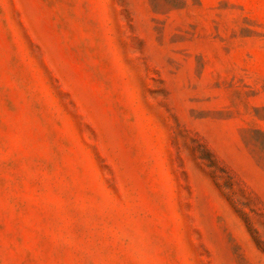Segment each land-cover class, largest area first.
Returning <instances> with one entry per match:
<instances>
[{
    "label": "rangeland",
    "instance_id": "1",
    "mask_svg": "<svg viewBox=\"0 0 264 264\" xmlns=\"http://www.w3.org/2000/svg\"><path fill=\"white\" fill-rule=\"evenodd\" d=\"M0 264H264V0H0Z\"/></svg>",
    "mask_w": 264,
    "mask_h": 264
}]
</instances>
